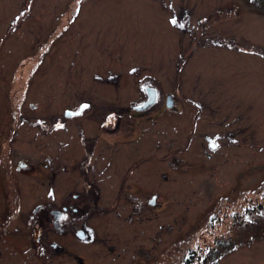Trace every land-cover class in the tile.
<instances>
[{
    "label": "rangeland",
    "instance_id": "rangeland-1",
    "mask_svg": "<svg viewBox=\"0 0 264 264\" xmlns=\"http://www.w3.org/2000/svg\"><path fill=\"white\" fill-rule=\"evenodd\" d=\"M73 3L0 0V140L13 138L4 153H11L13 164L23 163L30 205L49 202L48 182L41 178L52 166L56 204L79 205L73 200L82 190L79 173L61 166L68 152L64 137L72 142L75 135V123L67 120L69 138L63 136V109L91 100L85 118L92 110L112 109L125 113L122 125L133 129L137 118L126 113L142 99L139 82H151L162 100L174 94L173 113L162 101L138 118H159V135L145 122L140 137L131 130L123 142L127 155L121 152L136 162L144 156L130 179L148 175L156 203L148 207L144 193L137 211L126 200L107 215L91 217L86 242L50 232L43 238L50 264H179L212 212L241 200L243 191L263 193L264 14L245 0H83L72 17ZM10 106L22 119L13 134ZM101 127L89 131L98 134ZM75 155L72 150L69 156ZM108 172L119 177L120 170ZM35 183L45 186L33 192ZM101 199L100 206L111 203L107 195ZM260 223L249 235L264 234ZM246 237L238 238L244 243ZM255 237L214 264H264V235ZM8 247L0 264H37L30 250L19 255Z\"/></svg>",
    "mask_w": 264,
    "mask_h": 264
},
{
    "label": "flooded vegetation",
    "instance_id": "flooded-vegetation-1",
    "mask_svg": "<svg viewBox=\"0 0 264 264\" xmlns=\"http://www.w3.org/2000/svg\"><path fill=\"white\" fill-rule=\"evenodd\" d=\"M146 79L148 80V78ZM137 87L139 92L141 91L142 99L140 102L132 104L130 106L132 110L126 113L137 118L133 129H127L122 125V115L125 113L118 114L112 109L98 108L97 111L92 110V113L85 118L86 110H89L93 105L91 100H88L89 103L80 102L72 108L63 109V120L59 122L63 136H68L67 120H73V123H75L74 130H72L75 135L72 133V142L64 137L63 153H65V150L68 152L62 154L64 165L61 166L63 171L72 170L74 174L79 173L82 190L74 193L73 196L75 197L73 200H80L79 205L74 206L71 201H67L65 206H61L54 201L53 193L55 191L53 185L55 180L58 181V179H54L56 173L53 171L54 166L51 167L52 171L49 176H45L47 180L41 178L43 183L48 182L49 202L37 201L32 205L26 202L24 198L27 196L23 190V180L20 176L23 163L13 164L14 159H12L11 153H4L9 150L13 138L8 137V135L6 139L0 140V261L2 258L7 257L9 244L13 253L23 255L30 250L29 253L35 257L37 264H50L49 254H46L44 245V233L50 232L57 237L58 235H72L79 242H86L91 239L90 232L87 230V224L91 217L107 215L115 210L114 208L118 206L119 202L123 203L126 200H131L132 211H137L138 203L136 200L142 199L144 193L150 196V200L146 204L148 207L156 203L157 193L154 188H151L152 179L148 178V175L143 174L138 182L130 179L133 176V168L136 167L139 161L143 160L144 156L136 162L131 157L123 159L121 152L126 154L125 147L127 145L123 142H127L133 135L132 131L141 128L145 122L148 125L150 122L153 123L152 128L149 130H153L155 135L158 136L159 131L157 128L159 124L157 122L159 118L155 115H148L145 119L142 117L141 121L139 117L151 114L152 109L162 101L164 102V108L173 113L176 109L174 104L177 102V98L174 94H166L162 100L156 86H153L149 81L139 82ZM10 107L12 114H14L12 119H16L11 123L13 134L16 124L20 123L22 119L18 121L17 117H20V113L16 112L12 106ZM97 124L98 127L102 125L100 131H97L98 134L90 133L89 129H94ZM121 127H123L125 133L120 132ZM83 131L87 135H84ZM138 131H136L137 138L142 134L140 130ZM208 140L213 143V147L209 144L210 149L215 150L218 145L212 139L208 138ZM87 143L89 145L86 147ZM90 143L94 144L93 153ZM120 143L123 144L117 147ZM98 148L103 151L104 156L99 155L101 150H98ZM72 150L76 151V155L71 158L69 155ZM174 154L172 152L171 157ZM75 158L76 161L74 162ZM77 159L81 163L75 167L73 165L76 164ZM119 163L121 167H119ZM112 169L120 170L119 177L114 176L112 172H108ZM162 178L164 177L162 176ZM36 184L38 183L31 186L33 192H38L39 187L45 186L38 184L37 187ZM102 195L103 197L107 195L110 198L111 203L109 205H99ZM131 213L133 212H130L127 216ZM14 240H16V243L11 245L10 243ZM49 244L59 250V246L55 243ZM81 264L83 263L81 262Z\"/></svg>",
    "mask_w": 264,
    "mask_h": 264
},
{
    "label": "trees",
    "instance_id": "trees-1",
    "mask_svg": "<svg viewBox=\"0 0 264 264\" xmlns=\"http://www.w3.org/2000/svg\"><path fill=\"white\" fill-rule=\"evenodd\" d=\"M245 1L251 3L252 7L256 8V12L258 11L264 14V0ZM72 2L74 3L73 7H70V13L72 17H75L78 14L83 0H72ZM53 37L54 34L49 37L47 41L48 44H51L55 40ZM44 45H39V49L36 52L37 58L41 57L44 53L42 51ZM262 192L261 195L256 192L251 196L249 192L243 191L241 200L224 204L222 209L212 212L204 228H201L200 234L194 239L190 238L192 244L190 247L189 245L186 246L178 263L214 264L218 259L223 258L227 253L234 252L241 245L246 247L252 243L253 237H255L254 235L256 234L253 236L249 235L251 226L256 224L260 225V222L264 221V189ZM258 234L264 235L257 233V235ZM244 235L247 237L246 241L243 243L239 241V238ZM174 247L178 249V245Z\"/></svg>",
    "mask_w": 264,
    "mask_h": 264
},
{
    "label": "water",
    "instance_id": "water-1",
    "mask_svg": "<svg viewBox=\"0 0 264 264\" xmlns=\"http://www.w3.org/2000/svg\"><path fill=\"white\" fill-rule=\"evenodd\" d=\"M169 104V103H168ZM210 146H212V145H210ZM213 147V146H212Z\"/></svg>",
    "mask_w": 264,
    "mask_h": 264
},
{
    "label": "snow or ice",
    "instance_id": "snow-or-ice-1",
    "mask_svg": "<svg viewBox=\"0 0 264 264\" xmlns=\"http://www.w3.org/2000/svg\"><path fill=\"white\" fill-rule=\"evenodd\" d=\"M86 107V106H85Z\"/></svg>",
    "mask_w": 264,
    "mask_h": 264
}]
</instances>
